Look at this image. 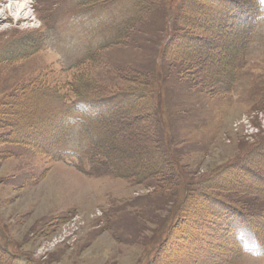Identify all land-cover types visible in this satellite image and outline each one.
Returning <instances> with one entry per match:
<instances>
[{
	"label": "rangeland",
	"instance_id": "374dc122",
	"mask_svg": "<svg viewBox=\"0 0 264 264\" xmlns=\"http://www.w3.org/2000/svg\"><path fill=\"white\" fill-rule=\"evenodd\" d=\"M211 1L215 15L207 0H100L88 12L83 0H0V253L29 264H221L226 253L222 264H264L245 250L264 253V198L223 191L216 176L238 159L264 173V0ZM223 3L237 46L217 24ZM51 93L65 96L48 103L58 110L116 98L89 108L119 105L115 139L98 147L76 121L69 162L47 158L23 128L42 116L31 117L44 107L36 94ZM206 193L255 216L219 222Z\"/></svg>",
	"mask_w": 264,
	"mask_h": 264
},
{
	"label": "trees",
	"instance_id": "16d2710c",
	"mask_svg": "<svg viewBox=\"0 0 264 264\" xmlns=\"http://www.w3.org/2000/svg\"><path fill=\"white\" fill-rule=\"evenodd\" d=\"M205 4L212 6V12L215 15L216 9H215L214 3L211 0H207ZM100 6H101L100 0H86L85 2L83 0V4H82V7L84 9H87V12L90 10H96ZM145 8L146 6L142 1L138 3L137 10L139 12L145 10ZM217 18H218L217 24L220 25L221 28L225 29L223 40H225L231 46H237L239 41H237L234 37L238 38L237 36L238 34L231 32V27L227 23L228 22L227 8L225 7L224 3L222 5V14L218 13ZM213 24H216L215 17H214ZM119 30L117 31V33L119 32ZM117 33L115 36H112L111 39L107 41L104 48L110 47L111 45L119 41L121 34H117ZM174 37H175V34H174ZM193 39H196L197 44L192 43V45H196V46L198 45L200 47H203L201 44L203 41H201L199 38H193ZM218 49H222V48L219 47ZM92 54L88 55L81 62V64L78 63L77 65L72 66L70 69L74 70L77 67L84 64L85 62L91 60ZM223 57L226 59H229V55H224ZM222 72H224L223 69L220 70L219 73H222ZM226 78L227 76H225V78L220 77L221 80H219V82L223 81V84H222L223 87L224 86L226 87L227 83L231 82V81H228V79ZM73 86H76V85H73ZM36 95H39L40 104L42 103V106H44L43 107L44 109L42 108L37 113L32 114L31 117L37 116L39 114H42V116H39L38 118H35L34 120H32V125L29 128H27V130L25 126L23 130L29 132L28 143L31 144L34 148H36L39 152L44 154L47 158H52L61 152L67 151L63 149V147L65 146L67 142V140L65 139V132L68 129H70L76 121L79 125H82L85 127L87 132L90 134L92 138H94V140H95V136L97 137V141L95 140V142H96V146L99 147L103 143H104L103 146H105L111 140L115 139V136L118 133L117 131L118 125L121 122H123V120L125 119V118H121L122 115L120 114V111H119V105H116L115 103L111 106L108 105L106 109L102 111L100 114H97L96 112L91 111L89 109L91 105L103 107L102 101H106L108 99L113 100V101L117 100L116 98L112 96L95 97V98L73 97L71 98V100L65 101V103L68 104L67 107L63 108L62 110H58L59 108L58 106L57 107L52 106V105H49L48 103L53 101L52 100L53 98L64 101L65 99L64 95L55 94V93H51L49 95H46V94L44 95L36 94ZM130 96H131V93H121L120 95L121 99L123 100L129 98ZM86 107H88V109ZM3 110H5V106L3 107ZM98 115H100L99 117H102V119H98ZM103 125L108 127L109 132L104 131ZM1 129H5V127ZM101 134L102 135L107 134V138H101L100 136ZM255 148L256 146L250 149L249 151H254ZM256 153L261 154L264 152L259 149V146H257ZM218 175L223 176L222 180L224 181L223 184L225 185L223 191H228L229 188L234 190V189H238L239 187H241L242 189L240 191L242 192H245L247 194H252V195L253 194L259 195V198L260 197L264 198V173L259 172L258 169H255L252 166L247 165L243 159H238L235 163L230 164L228 167L224 168L221 172H219L216 176ZM214 178L215 176L213 175L212 179ZM218 198L219 197L206 193L205 197H203L202 199H207L206 201L208 205H209V201H213L220 205L221 210H224V213H221V215H219L216 212L211 211L213 215L217 214L219 222L232 221L238 218L241 222L245 223V222H250L249 220L255 216V215H252L250 212H247L244 209H242L243 207L236 206L232 204L231 202H227L221 198L219 199ZM178 211H179V208L177 212ZM262 235L264 238V233ZM227 237H229V240ZM230 237H231V233L227 235L225 233L224 238H227V242L229 241V243H230ZM165 243L166 241H163V240L160 241L159 242L160 248L164 247ZM263 243H264V240H263ZM227 246L229 249L230 247L233 248L232 244H227ZM5 253L6 254L0 253V264H29L30 261H32V260L28 261V259L20 260L7 252ZM221 259H223L222 263H224L225 261L227 262L228 260L227 253Z\"/></svg>",
	"mask_w": 264,
	"mask_h": 264
},
{
	"label": "clouds",
	"instance_id": "9594fccd",
	"mask_svg": "<svg viewBox=\"0 0 264 264\" xmlns=\"http://www.w3.org/2000/svg\"><path fill=\"white\" fill-rule=\"evenodd\" d=\"M246 251L250 252L253 256H260L264 253H261V251L258 248H250V247H246L245 249Z\"/></svg>",
	"mask_w": 264,
	"mask_h": 264
},
{
	"label": "bare ground",
	"instance_id": "6f19581e",
	"mask_svg": "<svg viewBox=\"0 0 264 264\" xmlns=\"http://www.w3.org/2000/svg\"><path fill=\"white\" fill-rule=\"evenodd\" d=\"M187 227H188V226H187ZM205 231H206V230H205ZM208 232H209V231H208ZM194 234H195V233H194ZM196 248H197V247H196ZM202 248H203V247H202ZM202 248H201V250H203ZM197 249H198V248H197ZM208 261H209V260H208Z\"/></svg>",
	"mask_w": 264,
	"mask_h": 264
}]
</instances>
